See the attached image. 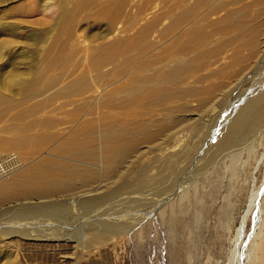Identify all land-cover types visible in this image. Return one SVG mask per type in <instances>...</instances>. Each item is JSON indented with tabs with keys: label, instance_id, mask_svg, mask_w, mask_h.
I'll return each mask as SVG.
<instances>
[{
	"label": "rangeland",
	"instance_id": "rangeland-1",
	"mask_svg": "<svg viewBox=\"0 0 264 264\" xmlns=\"http://www.w3.org/2000/svg\"><path fill=\"white\" fill-rule=\"evenodd\" d=\"M45 1L49 9H44ZM68 1L0 0V48L11 43L0 61L1 85L11 86L15 77L31 81L47 67L46 78L63 77L69 70L60 63L68 53L86 49L90 51L85 62L77 61L74 67L100 77L98 87L104 83L100 89L38 108L25 103L16 89L15 102L0 99V160L11 154L17 158L15 170L0 178V226L7 233V225L15 220L21 226L42 220L52 225L61 215L69 229L82 226L87 232L61 242L1 235L0 264H264V124L252 121L253 132L240 143L229 134L245 100L264 92V0H211V7L223 4L202 21L196 17L203 9L190 19L195 22L192 28L216 33L203 50L223 49L208 59L211 66L202 73L214 75L204 83L192 78L180 85L190 89L185 90L190 96L185 92L183 101L166 105L155 100L156 84L147 87L144 79L140 81L139 67L145 60L151 63L146 77L174 66L168 57L183 49L186 40L178 32L187 30L185 25L175 31L176 21L199 0H126L113 25L96 16L108 1L98 0L97 7L77 16L74 34L66 39L61 8L65 3L71 8L78 0ZM149 25L152 33H144V39L138 32ZM104 34L108 35L100 38ZM59 44H66L67 54L57 55ZM55 59L59 66H52ZM97 59L115 63L99 73L104 63L99 66ZM8 61L15 62L7 65ZM109 81L113 94L101 97ZM210 84L216 86L213 91L201 94ZM141 86L145 89L131 104L129 94ZM160 123L168 125L161 132ZM147 134L151 139H144ZM113 139L118 148L134 143L118 161L107 159ZM81 145L90 146L95 162L69 153ZM42 171L54 178L78 172L72 182L75 190L51 199H30L19 196L16 185L2 186L11 180L32 184ZM114 194L121 198L109 203L99 214L101 220L93 219L96 215L78 219L77 213L66 214V207H52L65 198L74 203L76 197ZM11 258L15 262L7 263Z\"/></svg>",
	"mask_w": 264,
	"mask_h": 264
},
{
	"label": "bare ground",
	"instance_id": "bare-ground-1",
	"mask_svg": "<svg viewBox=\"0 0 264 264\" xmlns=\"http://www.w3.org/2000/svg\"><path fill=\"white\" fill-rule=\"evenodd\" d=\"M97 1L98 0H78L77 3L75 5H73L71 8L67 7L66 3L63 5V7L61 8L63 10H62V13L60 16V20H61V25H64V26L66 25V28L64 29V33H66L65 34L66 39L72 38V36L74 34L77 16L79 14H81L82 12L89 11L91 8L97 7V5H98ZM210 1L211 0H199L195 4V6L192 7V9H190L187 13H185V15H183L182 17H180L176 21L177 27H176L175 31H179V30L183 29V27L185 25H186L185 28H187V30L183 31L182 33L178 32V36L181 35V38L186 40L184 43L185 46L183 47V49L173 50L172 51L173 53H170L172 55L168 57L174 62V64H173L174 66L171 67L172 69L169 67L170 68L169 70L163 69V73L160 72V74L159 73L157 74L154 72V74H146V77H145L144 72L147 70L148 66H151V63L148 60H145L140 65L139 72H138L137 76L138 75L140 76V74H142V76H140V81H141V79H144L143 85H145L147 87L151 86L153 84H156V86L152 90H154V96L156 98L155 100L158 104L166 105V104H169V102H174L173 100H175V99H177L178 102L183 101V97H184L185 92H187L189 94V96H190L191 92L185 91V90H190V89H181L180 85L187 83L192 78H195L197 81L204 83L205 79L214 75L213 73H211V75H210V73L209 74L208 73L202 74V73L204 71H206L211 66L208 59L216 57L215 55H218L219 53L222 52L223 47H218L219 49L215 50V51L203 50V47L207 46L209 43H211L214 40L216 33H209V32L206 33L204 31L206 28L204 29L203 27H199L197 29L192 28L193 22L190 21V19H192L194 17V15H196L197 13H199L203 9L204 10L203 13L199 14L196 17L197 19H199V21H202L201 17H203V19L209 17V15H212L215 12L216 6H218L217 8H220L223 4V3L220 4V3L216 2L217 4H215L214 7H211V6H209ZM60 2H62V1H60ZM67 2H69V1L67 0ZM104 4L105 5H103V6H99L100 8L97 10L96 16L100 17V18H107L108 20L111 21V23L113 25L119 19V15L122 12L123 7L126 4V0H108ZM47 5H50V4H48V2L45 1L44 6H43L44 9L47 8ZM45 6H46V8H45ZM47 9H49V6ZM229 17L231 18V14H229ZM151 27H152L151 25L147 26V28H145L144 31H140V32H138V34H141L142 38L144 37V39H145L144 33L146 34V37H148L152 33ZM108 34H109V32H108ZM108 34L101 35L100 38L101 37L104 38ZM169 35L170 34L166 35V37L168 38ZM10 45H11V43H5L4 45H2V48H0V61L5 59V57L3 59L4 51ZM113 45H114V43H113ZM113 45H107V46L112 48ZM251 45H253V44H251ZM58 47H60L58 50V53H57L58 56H63V54L65 55V54H67V51H69L66 44L65 45L59 44ZM89 51L90 50L86 49L83 52L82 51L81 52L75 51L74 53H72V52L68 53L70 55V57L65 58L64 61H62L60 63V65L64 64L66 67V70H69V71L66 73L65 76L60 77L58 79H55V80H53L52 78L48 79L49 76L46 78V75H45L46 73L44 72V70L49 73V68L47 67L42 71L41 70L37 71L36 75L31 79V81H26L24 79H19V78H18L19 80H17V78L15 77L16 79L12 78V83H11L12 85L11 86L4 87L3 85L0 84L1 85L0 99L6 100L9 104L15 102V100H14L15 99V97H14L15 92L14 91L16 89L19 92V94L25 96V99H24L25 103L30 102L33 104L34 107L38 108L39 106H43L45 103H51L57 99H61V98L68 96V95L81 94L83 92H87V90H89V91L92 90L93 87H98L97 83L100 82V80H101L100 77H96V78L90 77V75L86 69L74 67V66H77V64L81 61L85 62ZM196 52L198 54H196ZM191 53L195 55V57H193L194 59L189 57V55H192ZM75 54H79V55L75 56ZM57 60L61 61V60H63V58H58ZM166 60H168V59H165L164 61H166ZM77 61H79V62H77ZM8 62L9 63L7 65H12L15 61L14 62L8 61ZM95 63H98L99 66L101 65V63H104V65L102 66V70L96 71V72L101 73L104 69H106V67H108L111 64H114L115 62L114 63H111V62L105 63V61H99V59H97V61ZM95 63H94V65H95ZM54 65H58V62L56 61V59L52 60V66H54ZM94 65L91 66V67H93V69L95 68ZM137 65H138V63H137ZM117 66H119V65H117ZM71 68H74V70H70ZM57 70H59V68H57ZM199 73H201L202 75L199 77L198 76L196 77V75ZM103 85H104V83H103ZM103 85H100V87H98V89H100ZM105 85H106L105 90L107 89L108 91L105 93V95L104 94L101 95V97L102 96L103 97L104 96H111L113 94L112 93L113 88H111L112 87L111 82L109 81ZM165 85H167V86H165ZM212 86H214V85L206 87L207 89L200 90V93L204 94V92L206 90H208V93L212 92L214 87H216V86H214V87H212ZM109 88H111V89H109ZM176 88H177V91H176ZM98 89L95 91L99 92L100 90H98ZM143 89H145V87L141 86V88L139 89L140 91L137 90V93H134V91H133L132 94H129L130 95L129 100H130L131 104L134 103L135 98L137 97V95H139L142 92ZM5 92L8 94H3ZM100 94H102V92ZM194 94L195 93H193L192 95H194ZM254 120H257L258 124L259 123L264 124V92L262 94H260L258 97L253 96L251 98L246 99L245 104H243L240 107V109L238 110V112L233 116V119H232L231 124H230V129H229V134L232 137L233 142L239 141V143H240V141L245 136H248L253 132L250 130V127L253 125L252 121H254ZM167 126L168 125L165 126L164 124L160 123V124H158L157 127L159 128V130L161 132V131H164L167 128ZM254 135H255V133H254ZM151 137L152 136L150 134H147L144 139L149 140V139H151ZM114 141H115V139L108 142L107 159H109V160L114 159V160L118 161L120 158H123V156L132 149L134 143H133V145L129 146L128 148H118L116 142H114ZM69 153L70 154L72 153L74 155V157L87 160V162L88 161L95 162V160H96V154H94V151L90 148L89 145H81L79 148L69 151ZM7 165L8 164H6V163H4V164L1 163L2 170L0 171V178L5 176L8 173V171L15 170L16 162L14 161V164L11 165V167H10V165L7 167ZM36 170L38 171V169H36ZM78 176H79L78 172L69 171V172H67V174L61 175V176L56 177V178H54V174L47 175V177H46L44 171H42V173H40V175L36 174V176H35L36 180L32 184L16 183V182H13V180H11L8 182H4V185H2V186L4 188H6V187H9V185H16L13 189H17L18 195L23 196L24 198L32 199L33 197H40V198L51 199V197L53 198V196L54 197L65 196L66 194L73 192L75 190V188H74L72 182H73L74 177H78ZM138 187H141L140 184L138 185ZM13 189H11V190H13ZM5 191H10V190H5ZM2 196L3 195L0 194V197H2ZM120 198H121V196H119L117 194H114V195H111L108 197L104 196V197H93V198H88V199L84 198L82 200H80L79 197H76V198H74V201H76L74 203L67 201V199L65 198L64 200H57L56 203L52 204V207L58 206V209H60L61 207H66L68 209V211L66 209V211L68 212V213L66 212V214L69 215V213H71V214L77 213V216H79L78 219L83 218V217H87V216H95V215H96V217L93 219H96L100 216L99 214H103L105 212L104 209L109 207V203H114L115 201H118ZM253 199H255V198H253ZM50 202H52V201H50ZM44 203L47 204V202H44ZM158 203H161L160 200H158ZM140 204H142V203H140ZM40 205H41V203H40ZM50 207H51V205H50ZM70 208H73L75 210L73 211L71 209L69 211ZM135 209H136V207H135ZM153 209H155V208H152V210ZM103 210H104V212L102 213ZM114 211H116V210H114ZM44 212H45V209H44ZM112 213H113V211H112ZM44 214L45 215H43V216H45V217H43V219L47 218V215L49 213L46 212ZM0 216H1V214H0ZM25 216L27 217V215H25ZM56 216H57V218L53 219L54 220L53 222H54V224H56V226H54V224H52V223H51L52 225H50L49 222L44 221V220H42V222H39V223L35 222L36 224L35 225L31 224L32 226H28L27 225L28 222L26 224H24L23 226H21L19 223H17V225H16L15 222H17V221L15 220V222H11V223H9V225H7L8 227L10 226L9 228H7L9 230V231H7V233L3 232L4 227L0 226V236L2 235L6 239H8V238H12V237H15L16 235H18L19 237L22 236V237L26 238V240L28 238L30 240L44 241V242H61L63 240L70 238L72 235L76 236L80 232L81 233L84 232V234H85V232H87V230H86L87 227L85 228L82 226H80L78 228L79 230L75 229V228L69 229L70 228L69 226H68L69 227L68 228L67 226L64 225L65 220L61 219V215H56ZM48 218H50V217H48ZM25 220H26V218H25ZM27 220H28V218H27ZM100 220H101V218H100ZM100 220H98V221L100 222ZM0 223H1V221H0ZM113 223H115V222H113ZM112 225H114V224H112ZM5 229H6V226H5ZM13 229L19 230L20 231L19 234H23V235H19L17 233H14L13 231H11ZM13 234H15V236ZM24 234H26V235H24ZM263 235H260V236H263ZM263 244H264V242H263ZM5 260H7V258ZM6 262L12 263V262H15V260L13 261V259L11 258Z\"/></svg>",
	"mask_w": 264,
	"mask_h": 264
},
{
	"label": "built area",
	"instance_id": "built-area-1",
	"mask_svg": "<svg viewBox=\"0 0 264 264\" xmlns=\"http://www.w3.org/2000/svg\"><path fill=\"white\" fill-rule=\"evenodd\" d=\"M6 158H7V160H6ZM2 161V162H1ZM14 161L15 162H17V158L15 157V155H7L5 158H3V159H1L0 160V162L1 163H6V164H8L7 165V167L10 165V167H11V165H13L14 164ZM1 163H0V171L2 170V168H1Z\"/></svg>",
	"mask_w": 264,
	"mask_h": 264
}]
</instances>
